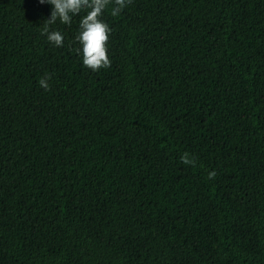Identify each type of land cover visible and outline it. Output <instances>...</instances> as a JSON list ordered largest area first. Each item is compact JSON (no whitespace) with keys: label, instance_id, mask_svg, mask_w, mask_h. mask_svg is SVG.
I'll return each instance as SVG.
<instances>
[{"label":"trees","instance_id":"16d2710c","mask_svg":"<svg viewBox=\"0 0 264 264\" xmlns=\"http://www.w3.org/2000/svg\"><path fill=\"white\" fill-rule=\"evenodd\" d=\"M52 9L0 0V264H264V0L110 5L98 71Z\"/></svg>","mask_w":264,"mask_h":264},{"label":"clouds","instance_id":"9594fccd","mask_svg":"<svg viewBox=\"0 0 264 264\" xmlns=\"http://www.w3.org/2000/svg\"><path fill=\"white\" fill-rule=\"evenodd\" d=\"M40 2L53 5L51 16L45 19L41 30V34L46 35L50 43L57 47L64 45V35L59 30H50L51 25L57 20L62 24L71 25L73 17L85 11L86 14L79 22V32L75 37V41L82 45V49L77 48L76 52L82 51L83 65L93 71L111 66L107 44L112 29L102 17L110 5L111 15L119 16L132 0H40ZM49 80L50 74L42 77L39 80L40 86L49 90ZM212 177L214 173L210 174V178Z\"/></svg>","mask_w":264,"mask_h":264},{"label":"bare ground","instance_id":"6f19581e","mask_svg":"<svg viewBox=\"0 0 264 264\" xmlns=\"http://www.w3.org/2000/svg\"><path fill=\"white\" fill-rule=\"evenodd\" d=\"M70 66H71V65H69V67H70ZM105 106H106V105H105ZM107 106H108V105H107ZM114 131H115V130H114ZM134 132H135V131H134ZM122 145H123V144H122ZM134 154H135V153H134ZM134 154H133V155H134ZM134 156H135V155H134Z\"/></svg>","mask_w":264,"mask_h":264}]
</instances>
